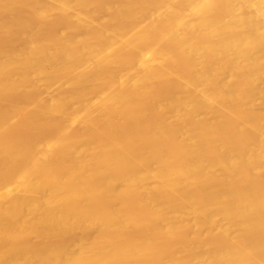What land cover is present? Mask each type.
Listing matches in <instances>:
<instances>
[{
  "label": "bare ground",
  "instance_id": "bare-ground-1",
  "mask_svg": "<svg viewBox=\"0 0 264 264\" xmlns=\"http://www.w3.org/2000/svg\"><path fill=\"white\" fill-rule=\"evenodd\" d=\"M0 264H264V0H0Z\"/></svg>",
  "mask_w": 264,
  "mask_h": 264
}]
</instances>
